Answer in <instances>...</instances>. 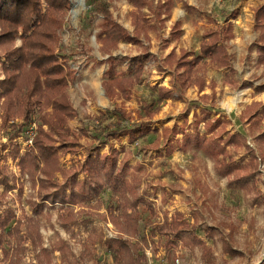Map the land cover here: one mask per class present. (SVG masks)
Returning a JSON list of instances; mask_svg holds the SVG:
<instances>
[{
	"label": "trees",
	"instance_id": "trees-1",
	"mask_svg": "<svg viewBox=\"0 0 264 264\" xmlns=\"http://www.w3.org/2000/svg\"><path fill=\"white\" fill-rule=\"evenodd\" d=\"M127 2L133 8V31L116 20L107 3L97 5L101 19L96 40L99 52L105 57L101 64L107 66L102 88L109 100L119 97L130 100L133 88L140 84L145 73L144 60L156 61L150 53V45L144 46V42H151V31L166 28L176 4H182L186 13L195 10L186 0ZM71 3L72 0H0V130L8 139L0 149V187L3 188L0 196L15 189L23 193L21 179L24 177L31 182L35 192L28 201L33 217L17 219L10 208L0 213V264H24L27 240L36 252L38 264H54L53 254L57 251L64 264H85L89 255L95 257L94 250L98 244L112 256V264H148L146 249L157 236L166 240L170 255L179 245L188 249L200 247L202 264H216L213 248L200 237L201 232L210 240H214L218 233L223 254L241 256L242 253L233 246L237 227L232 222L222 221L219 227L201 229L197 221L191 223L183 213L176 212L170 218L165 213L160 228L147 233L144 230L149 223L142 231L140 206L146 205L154 216L156 211L147 200L150 193L142 190V182L135 176L129 178L130 159L126 156L120 159L119 152L113 147L104 152L107 142L96 144L92 138L90 143H80V133L87 135L88 132L84 129L75 131L71 127L78 112L69 93L77 71L60 51V30ZM239 16L238 10L224 13L222 25L209 29L203 35L198 54L184 48H172L163 61H156L158 71L168 73L170 81L169 86L155 87L156 100L141 104L147 120L134 122L132 113L126 108L115 107L110 115L116 121L107 124L105 137L110 141L127 136L133 142L138 135H148L151 119L160 112L163 102L175 100L185 103L186 93L197 89L200 96L193 103L196 118L192 124L193 132L183 130L178 133L175 127H167L162 132L168 154L176 150L192 151L193 157L204 153L213 161L217 174L226 178L230 186L246 189L256 202L264 203V194L257 186L259 168L264 164V102L254 101L247 105L239 119L249 131L253 148L248 145L246 134L230 131L228 127L232 122L218 117L219 110L210 105L217 98L216 85L209 83L203 73L209 62L228 72L226 81L230 85L240 89L253 87L249 82L238 85L232 77L235 69L230 43L236 37L234 21ZM253 20L258 40L252 44L251 50L256 49L257 63L264 66V3L254 9ZM182 27L181 22L172 25L164 47L166 50L172 42L181 39ZM122 44L141 46L142 52L134 58H116L114 52ZM125 62L129 66L134 65L128 73L120 70ZM255 89L264 93V82ZM206 90H211V93H204ZM100 120L105 122L103 118ZM126 122L129 127H124ZM33 124L37 127L33 147L22 155L15 140ZM201 124L203 133L200 132ZM178 134H183L182 140L177 138ZM157 146L152 145V148L157 149ZM231 146L236 148L235 153L228 150ZM240 149L244 153L241 154ZM81 150L86 153L83 159L74 161L70 167L62 164V157L68 154L78 156ZM9 159L20 169L21 177H17L6 164ZM106 190L111 194L110 202L106 213L101 214V196ZM52 209L62 213L57 223L66 231L79 224H92L96 217L102 222L112 223L118 236L105 238L101 231H92L88 236L86 253L79 258H75L63 239L49 250L43 243L41 218L45 216L46 222L51 223L49 213ZM221 227L227 233H219ZM23 229L26 236L22 234Z\"/></svg>",
	"mask_w": 264,
	"mask_h": 264
},
{
	"label": "rangeland",
	"instance_id": "rangeland-1",
	"mask_svg": "<svg viewBox=\"0 0 264 264\" xmlns=\"http://www.w3.org/2000/svg\"><path fill=\"white\" fill-rule=\"evenodd\" d=\"M186 1L195 8L193 13H186L182 9V4L177 3L166 28L160 31H151V42H144V46L150 45V53L154 55L156 61H163L172 48H177V50L184 48L198 54L205 32L222 25L224 13L240 11L239 18L234 21L236 37L230 43V53L235 69L232 77L238 85L249 82L253 84V87L240 89L230 85L226 81L228 72L209 62L203 68V73L209 83L216 85L217 98L215 103L210 105L219 110L218 117L230 120L232 125L228 129L235 133L246 134L248 145L255 148L249 131L239 119L247 105L254 101L264 102V93H259L255 89L264 82V66L257 63L256 49L251 50L252 44L258 40V34L254 30L253 11L263 4L264 0ZM100 2L107 3L116 20L129 31H133L131 27L133 8L127 0H72L70 11L60 30L62 40L60 51L68 58L71 67L77 71L76 79L71 83L69 93L78 112V117L71 122V127L75 131L84 129L88 132L87 135L79 132L80 143L85 145L93 139L96 144L107 142L104 152L108 151L109 147H113L119 152L120 159L125 156L130 159L129 178L132 179L135 176L142 182V190L150 193L147 200L152 203L156 211L154 216L146 205L140 206L143 216L142 231L149 223V227L144 230H147V233L151 229L160 228L165 213L169 218L176 212L183 213L191 223L197 221L201 229L219 227L218 225L222 221L232 222L237 227L233 246L242 253L241 256L224 255L218 233L215 234L214 240L206 239L203 232L199 234L213 248L216 264H261L264 260V203L256 202L254 196L246 189L230 186L226 178L217 174L213 161L204 153L193 157L194 152L192 151L176 150L172 154H168L165 142L162 141V132L167 127L171 129L175 127L178 133L183 130L187 133L193 132L192 124L196 119L193 103L200 96L197 89H190L186 93L185 103L175 100L163 102L160 112L151 119L148 135L137 134L138 137L133 142L127 136L119 140L109 141L106 139L105 127L116 121L110 112L115 107H123L132 113L134 122L147 120L142 113L141 104L156 100L155 87L169 86L170 75L168 73L161 74L157 69L156 61L144 60L145 73L140 84L133 88L130 100L121 97L114 100L106 98L102 82L107 66L101 64L105 57L99 52L96 40L101 19L97 10V5ZM175 22L182 23L183 33L181 39L172 42L170 48L166 50L165 43L169 39L170 28ZM17 44L20 45L19 40ZM141 52V46L122 44L114 52V56L116 58H134ZM133 67L134 65L129 66L128 62H125L120 70L128 73ZM204 93L209 94L211 90H206ZM197 115L199 114L197 113ZM101 118L105 119V122H102ZM129 126L128 122L124 123V127ZM32 128H34L33 134H31ZM200 132H204L203 124L200 125ZM36 134L37 127L36 124H33L27 127L15 140L22 155L33 147ZM177 138L182 140L183 134H178ZM30 140L32 141L31 145L28 144ZM6 143H8L7 135L0 130V149ZM152 145H158V148L154 149ZM235 149L234 146L228 148L231 153H235ZM239 151L241 154L244 153L243 149ZM85 155V151L81 150L78 156L68 154L62 157L61 161L65 167H70L74 161L83 159ZM6 164L17 177H21L20 169L11 159ZM259 174L257 186L264 194V164L260 165ZM21 183L24 187L23 193H19V190L15 189L7 192L3 197L0 196V213L10 208L14 211L17 219L33 217L28 201L33 198L35 192L27 177L22 178ZM1 193H3L2 187H0ZM110 197L111 194L108 190L101 196L103 203L101 214L106 213ZM75 213H77L76 209ZM49 214L52 216L51 223L46 222L45 216L41 218L43 243L49 250L59 239H63L75 258H79L86 253L88 236L92 231H101L105 238L118 236L114 225L109 221L102 222L95 217L92 224H79V226L71 227L69 231H66L57 223V218L62 213L52 209ZM222 231L227 233L223 227L218 232ZM22 234L26 236L24 229ZM165 243L166 240L159 236L150 242L146 249L148 264H202L200 247L188 249L179 245L173 249L175 252L170 255ZM24 246L28 248L24 264H38L31 242L27 240ZM94 251L95 257L89 255L85 264H112L113 258L103 246L98 244ZM1 259L2 252L0 251ZM53 262L54 264H64L60 252L57 251L53 254Z\"/></svg>",
	"mask_w": 264,
	"mask_h": 264
},
{
	"label": "built area",
	"instance_id": "built-area-1",
	"mask_svg": "<svg viewBox=\"0 0 264 264\" xmlns=\"http://www.w3.org/2000/svg\"><path fill=\"white\" fill-rule=\"evenodd\" d=\"M33 130H34V128L31 129V134H33ZM31 143H32V141L30 140V141L28 142V144L31 145Z\"/></svg>",
	"mask_w": 264,
	"mask_h": 264
}]
</instances>
